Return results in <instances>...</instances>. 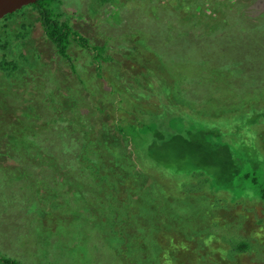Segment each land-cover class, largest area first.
<instances>
[{"label": "trees", "instance_id": "obj_1", "mask_svg": "<svg viewBox=\"0 0 264 264\" xmlns=\"http://www.w3.org/2000/svg\"><path fill=\"white\" fill-rule=\"evenodd\" d=\"M36 10L46 37L62 55H67L64 50L70 40L95 50L99 47L88 44L86 38L65 21L54 19L42 5ZM17 12L7 13L0 19L3 20L0 24V41L3 43L11 36L7 20ZM92 56L98 60L97 54ZM37 64V72L41 73L44 68ZM129 64L145 70H122L121 84L113 76L111 82L123 97L129 99L133 107L130 111L140 118H130L124 128L116 120L115 127L126 134L121 138L109 133L114 120L95 129L84 126L82 116H72V110L67 116L47 117L39 128L31 125L40 113L33 112L34 104H28V96H22V93H42L35 96V103L37 106L43 104L45 108L47 100L70 107L78 105L73 94L57 92L52 95L51 91L49 98L33 82L31 86L18 82L15 87L12 84L6 90H0V161H5L0 169L6 170L5 173L0 171V203L1 213H4V217H0V226L4 222H13L0 239L5 234L20 235L26 244L33 246L29 234L34 233L32 236L35 237L36 226L41 229L53 213L55 218L45 227L54 237L61 235L62 239L66 237L64 241L70 242L66 233L57 231L73 224L65 219L73 209L74 215L80 212L77 228L86 231L78 246L90 251L85 255L78 251L79 257L98 260L100 255L108 258L113 254L114 264H264V223H261L264 218L260 217L261 211L264 212V139L260 133L264 114L254 110L251 120L242 112L227 121H220L223 113L229 115L235 110L233 105L238 104L248 90L234 85L222 89L218 82L216 86L208 87V99L196 106L184 90L187 87L184 84L201 83L204 73L199 74V69H203L200 59L187 64V68L198 72L184 78V83L162 59L148 53L144 52L142 58L134 57ZM8 65L13 64L10 61ZM138 72L145 76V84L134 83ZM235 72V77L242 76ZM106 75L104 72L103 77ZM77 76L78 81L77 78L70 79L73 85L84 82L79 74ZM220 76L218 74L215 80ZM244 76L259 79L256 75ZM219 81L229 82L228 78ZM225 96H228L227 110L221 111ZM243 109H247V104ZM52 112L47 111L50 115ZM246 120H250L247 128ZM45 134L57 135L59 143L65 136L76 152L63 155L61 160L59 157L57 163V155L52 152L55 145L48 143V139L38 138ZM128 140L132 143L135 160L145 172L136 169V162L127 148ZM19 146L33 152L22 151ZM69 149L65 148L64 152ZM72 160L77 164L74 168ZM149 167L155 171L150 172ZM25 177L31 184L23 180ZM183 178L187 179L185 183ZM14 181L19 182L10 189L9 184ZM219 194L225 196L216 199ZM246 199L260 203L250 207ZM226 202H230L227 211L222 209ZM8 204L11 211H19L16 218L6 212ZM149 204L161 206L150 207ZM236 207H241L243 215L247 216L246 224L242 230L225 231L223 223ZM253 219L260 225L252 224ZM160 220H166L167 226L171 224L172 227L165 223L159 225L156 221ZM219 226L220 232L215 235ZM172 229L181 230L179 234L173 231L177 238H172ZM54 237L48 238L53 242ZM36 241L37 247L41 245L39 242H44L39 237ZM62 248L73 256L69 245ZM35 253L45 260L49 252L45 250L42 255L36 250ZM56 257L61 259V254H55ZM47 260L56 264L54 258ZM0 264L23 263L17 256L0 251Z\"/></svg>", "mask_w": 264, "mask_h": 264}, {"label": "rangeland", "instance_id": "obj_2", "mask_svg": "<svg viewBox=\"0 0 264 264\" xmlns=\"http://www.w3.org/2000/svg\"><path fill=\"white\" fill-rule=\"evenodd\" d=\"M40 5L52 13L54 19L59 22L65 21L71 28L84 36L88 44L98 45L100 48L96 47L95 50L87 46H80L70 40L64 50L67 55H62L58 52L56 45L46 37V31L36 10ZM17 10L18 12L10 20H7L11 33L9 40L5 43L0 41V90H6L12 84L15 87L18 82L22 85L25 83L30 85L33 82L40 92H44V96L50 98L51 91L52 95H57V92L62 95L73 94L74 99H77L76 102H78V105L70 107L47 100V108H45L43 104L37 106L35 103V96L42 93L33 92L31 95L22 93V96H28V104H34L33 112L40 113V117L31 122L34 127L38 126L37 128H39L47 117L67 116L72 110V116H82L85 121L84 126H93L98 129L105 122L114 120L109 126V133L115 134L118 138L126 136L124 130L115 127L116 120H119L120 125L124 128L130 118H140V115H134L130 111L132 106L129 99L123 97L121 91H117L116 85L111 82L112 76L121 84L119 78L122 76L121 71L129 72L133 68L138 70L135 64L130 65L129 63L134 57L142 58L144 52L150 54L151 57L156 56L162 59L181 82L184 78L198 72L197 69L187 68V64L198 59L203 62V69H199V74L204 73L201 76V83L196 84L195 81H191L190 85L184 84L187 86L184 90L188 92V96L191 97L189 98L195 102L196 106L200 101L208 99L210 85L216 86L219 82L222 89L234 86L242 89L244 86L248 92L243 94V99L238 104L233 105L235 110L231 114L223 113L220 121H227L242 112H245L251 120L254 110L264 114V70H262L264 67V0H38L35 4H27ZM214 13H216L214 17L209 16ZM224 17L226 19L222 23ZM2 22L3 20L0 21V24ZM96 54L98 60L92 56ZM233 59L238 61H232ZM10 61L13 65H8ZM36 64L44 68L41 73L37 72ZM144 70V68H139L138 71ZM234 70L242 76L235 77ZM201 71L203 73H200ZM104 72L107 74L106 78L103 77ZM13 73L14 75H12ZM77 74L84 79V82L73 85L70 79L77 78L78 81ZM218 74L221 76L215 80ZM245 74L256 75L259 79H247ZM223 78L226 80L228 78L229 82L225 84V82L219 81ZM134 83L145 84V76L138 72ZM230 93L232 94V92ZM227 101L228 96H225V103L220 106L221 111L227 110ZM245 104H247L246 110L243 109ZM207 106L210 107L209 102H207ZM54 108L57 109L53 110ZM47 111L54 113L52 112L50 115ZM5 113L9 115L7 111ZM250 120H246L245 128L250 124ZM65 123L68 122L65 121ZM67 126L70 127L71 124H67ZM262 127L260 133L264 139V124ZM236 131L238 132L240 129L236 128ZM18 136L21 135L18 134ZM38 138L48 139V143L55 145L52 152L57 155V163L63 155L76 152L65 136L62 138V143L57 141L58 136L55 134H45ZM15 140L14 144L17 146ZM127 143V148L131 151V159L136 162V169H142L135 160L132 143L129 140ZM65 148L70 149L64 152ZM18 149L33 152L25 147L19 146ZM34 151L41 152L38 149H34ZM4 162V160L0 161V165ZM72 162L74 163L73 160ZM74 166L77 164L74 163L73 168ZM0 171L6 172L3 169ZM142 171L145 172V168ZM149 171L154 172L155 170L150 168ZM73 172V175L76 176L74 170ZM168 177L172 181L174 180L173 177ZM183 179L185 183L187 179ZM23 180L27 181L26 177ZM18 182L5 183L9 184L12 189L11 187L16 186ZM27 182L31 184L29 181ZM13 192L17 193V190ZM239 197L237 199L240 202ZM246 202L250 204V207H255L260 203L253 199L250 201L246 199ZM229 203L226 202V207H222V209L227 211ZM149 205L150 207L161 206ZM7 207L9 208L6 212L16 218L19 211L17 213L11 211L12 208L9 204ZM23 207L25 209L24 205ZM1 208L2 204L0 203V217H4ZM71 211L65 216V219L73 224L57 231V233H66L70 242L64 241L66 237L62 239L61 235L56 234L54 237L52 232L45 227L55 218L51 213L41 229L36 226L35 237L32 236L34 233L29 234L33 246H30V243L26 244L23 236L5 234L0 241L6 243H0V251L4 254L17 256L23 264H51V261H46L47 258L49 260L54 258L56 264H114L113 254H110L108 258L100 255L98 260L79 257V252L85 255L90 251L78 246L86 231L84 228H77L80 212L77 211L78 215H74ZM260 217L264 218V212L261 211ZM165 221L156 222L159 225L165 223L167 226ZM246 221L247 216L243 215L241 207H236L230 217L224 221L223 229L225 231L242 230ZM252 224L260 225V222L253 219ZM12 225V221L1 224L0 235L7 232L6 230ZM168 226L172 227L171 224ZM173 231L181 233V230L172 229L170 232L172 235ZM219 232L220 226L215 235H218ZM176 236L178 235H173L172 238H177ZM38 237L44 242H39L41 245L37 247ZM48 237L50 239L54 237L53 242ZM55 238H59V240L57 241ZM64 245L71 247L73 256L67 249L62 248ZM36 250L42 255L45 250L49 252L46 254V259L42 260L37 256ZM55 254H61V259L55 258ZM116 264L126 263L117 262Z\"/></svg>", "mask_w": 264, "mask_h": 264}, {"label": "water", "instance_id": "obj_3", "mask_svg": "<svg viewBox=\"0 0 264 264\" xmlns=\"http://www.w3.org/2000/svg\"><path fill=\"white\" fill-rule=\"evenodd\" d=\"M36 1L37 0H0V18L7 13L14 12L22 6Z\"/></svg>", "mask_w": 264, "mask_h": 264}, {"label": "clouds", "instance_id": "obj_4", "mask_svg": "<svg viewBox=\"0 0 264 264\" xmlns=\"http://www.w3.org/2000/svg\"><path fill=\"white\" fill-rule=\"evenodd\" d=\"M224 196H225V194H223V195H220V194H219V195L217 196V198H216V199H219V198H221V199H222ZM244 229H245V228H244Z\"/></svg>", "mask_w": 264, "mask_h": 264}, {"label": "flooded vegetation", "instance_id": "obj_5", "mask_svg": "<svg viewBox=\"0 0 264 264\" xmlns=\"http://www.w3.org/2000/svg\"><path fill=\"white\" fill-rule=\"evenodd\" d=\"M37 1H38V0H37ZM37 1H36V2H37ZM34 3H35V2H34ZM34 3H30V4H28V5H32V4H34ZM43 7H44V6H43ZM16 11H17V10H16ZM14 12H15V11H14ZM51 12H52V11H51Z\"/></svg>", "mask_w": 264, "mask_h": 264}, {"label": "bare ground", "instance_id": "obj_6", "mask_svg": "<svg viewBox=\"0 0 264 264\" xmlns=\"http://www.w3.org/2000/svg\"><path fill=\"white\" fill-rule=\"evenodd\" d=\"M16 11V10H15Z\"/></svg>", "mask_w": 264, "mask_h": 264}]
</instances>
